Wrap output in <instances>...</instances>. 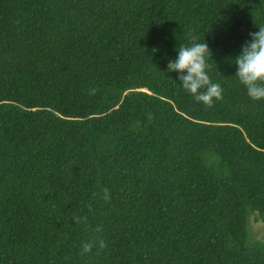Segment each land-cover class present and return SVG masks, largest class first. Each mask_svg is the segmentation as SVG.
<instances>
[{"label":"trees","instance_id":"trees-1","mask_svg":"<svg viewBox=\"0 0 264 264\" xmlns=\"http://www.w3.org/2000/svg\"><path fill=\"white\" fill-rule=\"evenodd\" d=\"M264 0H0V264H264Z\"/></svg>","mask_w":264,"mask_h":264},{"label":"rangeland","instance_id":"rangeland-1","mask_svg":"<svg viewBox=\"0 0 264 264\" xmlns=\"http://www.w3.org/2000/svg\"><path fill=\"white\" fill-rule=\"evenodd\" d=\"M250 229L255 238L264 237V221L256 220L254 217L250 219Z\"/></svg>","mask_w":264,"mask_h":264}]
</instances>
